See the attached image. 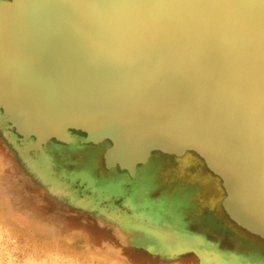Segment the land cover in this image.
Masks as SVG:
<instances>
[{
  "label": "rangeland",
  "instance_id": "374dc122",
  "mask_svg": "<svg viewBox=\"0 0 264 264\" xmlns=\"http://www.w3.org/2000/svg\"><path fill=\"white\" fill-rule=\"evenodd\" d=\"M3 24L0 70L18 88L22 62L2 41ZM233 40L216 48V64L227 63L226 71L210 69L205 76L245 110L246 90L261 78L244 83L234 74L246 49ZM12 67L13 74L5 72ZM22 87L8 97L0 90V264H264V236L230 217L222 179L201 155L151 151L130 134L107 161L111 140L87 142L86 131L69 132L66 117H57L33 85ZM212 96L222 114L218 94ZM4 98L12 103L7 112ZM52 134L69 142L48 140ZM246 200L241 194L237 205Z\"/></svg>",
  "mask_w": 264,
  "mask_h": 264
},
{
  "label": "water",
  "instance_id": "95a60500",
  "mask_svg": "<svg viewBox=\"0 0 264 264\" xmlns=\"http://www.w3.org/2000/svg\"><path fill=\"white\" fill-rule=\"evenodd\" d=\"M255 4L256 0H154L151 46L159 51L166 45L163 57L158 53L155 56L164 60L166 69H156L149 84L136 79L140 71L117 72L110 61H105L111 57L109 46L113 41H102V32L106 26L122 25L108 22L114 15H126L124 0L1 2L0 22L6 20L2 41L22 62L17 66L23 77L16 88L17 84L13 81L12 85L1 69L0 90L8 97L13 88L23 90L22 83L33 85L57 117H66L69 132L72 128L86 131L87 142L112 141L105 154L107 161L113 153H120L117 143L122 145L130 134L151 151L160 149L180 155L195 151L222 179L226 191L222 204L230 217L264 236V157L256 156L258 163L255 158L256 162H249L241 155L248 170L229 148H237L238 140H243L246 148L264 150V37L260 39L257 34L264 35V0H258L254 8ZM39 21L44 24H37ZM135 25L138 30L147 26ZM233 38L239 44L242 41L246 49V56L240 59L246 58L239 59L234 74L244 83L252 77L261 78L246 90L249 103L245 110L228 102L221 88L205 76L210 69L226 71L227 63L216 64V48L230 42L234 45ZM15 71L12 67L5 72ZM212 93L218 94L222 114L215 110ZM1 101L7 112L11 101ZM205 112L216 116L218 130H210ZM96 130L102 137L94 136L92 131ZM52 137L69 142L58 134L48 140ZM243 171L251 182H247V176L243 178ZM239 177L243 179H234ZM243 193H248V199L237 205L234 198ZM257 198L263 202L260 210Z\"/></svg>",
  "mask_w": 264,
  "mask_h": 264
},
{
  "label": "trees",
  "instance_id": "16d2710c",
  "mask_svg": "<svg viewBox=\"0 0 264 264\" xmlns=\"http://www.w3.org/2000/svg\"><path fill=\"white\" fill-rule=\"evenodd\" d=\"M152 2L154 3V0H124L126 15L124 14L123 17L114 15L108 22V24L122 25L119 28L106 26L101 39L102 41H113V45L109 46L112 49L111 57L105 58V61H110L112 69L126 73L127 71H140V77L136 79L147 81L149 84H151L152 73L156 69H166L164 60L156 59L155 56L157 53L162 56L167 52L166 45L159 51L156 49L155 51L153 45L151 46V39L153 40ZM135 24H147V26L138 30ZM135 34L137 37L134 36Z\"/></svg>",
  "mask_w": 264,
  "mask_h": 264
},
{
  "label": "bare ground",
  "instance_id": "6f19581e",
  "mask_svg": "<svg viewBox=\"0 0 264 264\" xmlns=\"http://www.w3.org/2000/svg\"><path fill=\"white\" fill-rule=\"evenodd\" d=\"M98 78V77H97ZM99 79V78H98ZM205 116H206V123H207V125H209L210 126V130H212V131H214L215 130V128H217V130L219 129V121L217 120V118H216V116H214V114H209L208 112H205ZM204 126H206L205 124H204ZM207 127V126H206ZM225 127V126H224ZM211 131V132H212ZM215 135V134H214ZM230 146V145H229ZM231 150H235L237 153H238V158L242 161V163H244L246 166H247V169L249 170V167H248V165H247V163L244 161V159L241 157V155H243V156H246L247 157V159L249 160V162H251V161H253V162H256V160H257V162L259 161V159L256 157V156H258L259 157V155L260 156H262L260 153H258L255 149H252V148H246L245 147V145H244V142H243V140H238V146H237V148H234V146H230L229 147ZM257 150H261L260 148H257ZM256 160H255V159ZM262 161V160H261ZM260 162V161H259ZM258 162V163H259ZM248 177V179H247V182H251L252 181V179L251 178H249V176L245 173V172H243V178L244 177ZM244 186H248L247 184L246 185H244ZM251 186V185H250ZM238 197V196H237ZM236 197V198H237ZM236 198H234V201H236ZM245 199H248V193H245ZM249 201H251V202H255L254 200H249ZM257 201H258V204H256L257 205V207L259 208V206H261L262 205V203L263 202H260V199L259 198H257ZM240 204V203H239ZM241 205V204H240ZM259 210H260V208H259ZM261 212V211H260Z\"/></svg>",
  "mask_w": 264,
  "mask_h": 264
},
{
  "label": "crops",
  "instance_id": "0c3cea01",
  "mask_svg": "<svg viewBox=\"0 0 264 264\" xmlns=\"http://www.w3.org/2000/svg\"><path fill=\"white\" fill-rule=\"evenodd\" d=\"M206 250V249H205ZM219 253H221V250H217ZM222 254V253H221ZM207 256L210 258L211 256H213V253H212V250H209L208 252H207ZM207 257V258H208Z\"/></svg>",
  "mask_w": 264,
  "mask_h": 264
}]
</instances>
